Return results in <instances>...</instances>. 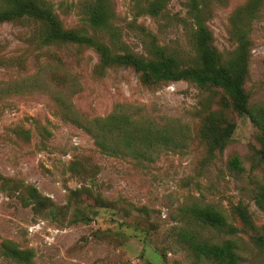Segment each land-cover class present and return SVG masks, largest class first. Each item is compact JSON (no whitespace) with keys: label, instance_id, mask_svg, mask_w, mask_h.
Returning a JSON list of instances; mask_svg holds the SVG:
<instances>
[{"label":"rangeland","instance_id":"obj_1","mask_svg":"<svg viewBox=\"0 0 264 264\" xmlns=\"http://www.w3.org/2000/svg\"><path fill=\"white\" fill-rule=\"evenodd\" d=\"M39 1L64 29L93 36L112 53L148 59L158 45L182 66L194 63L191 0H164L155 16L146 11L151 0H103L112 16L102 29L87 21L97 0ZM251 1L200 0L222 57L248 31L243 86L254 109L264 106V0L248 14ZM46 29L31 16L0 22V264H23L7 255L5 242L32 250V264H194L182 233L215 243L231 238L240 264H264L256 240L264 236V212L254 200L264 163L250 118L236 114L220 88L186 79L144 84L131 67L102 65L93 47L47 43ZM114 113L165 143L138 138L128 152L101 150L90 123ZM206 120L232 125L222 150L201 137ZM234 157L239 169L231 167ZM26 186L47 197L51 210L25 203ZM193 203L219 210L236 232L188 224L182 209Z\"/></svg>","mask_w":264,"mask_h":264},{"label":"trees","instance_id":"obj_2","mask_svg":"<svg viewBox=\"0 0 264 264\" xmlns=\"http://www.w3.org/2000/svg\"><path fill=\"white\" fill-rule=\"evenodd\" d=\"M164 0H151L146 11L148 14L157 15L163 6ZM261 0H253L247 5L246 12L254 14ZM204 0H202V3ZM4 6L0 7V22L19 19L31 16L41 23L47 25L43 33L47 43H74L85 44L93 47L100 56L102 65L105 66H126L131 67L139 74L140 80L144 84H154L159 82L177 81L186 79L194 82L197 86L215 87L222 89L229 98L232 110L240 116H248L259 131L258 139L260 149L259 159L264 163V106L252 108L248 104V96L244 89L243 82L247 74V63L249 58L250 41L248 31L241 32L237 37V47L227 58L220 55L212 43V33L205 25L201 17L200 0L190 1V12L195 18V29L193 31V45L195 48L194 63L189 66H182L178 59L170 54H166L164 49L155 45L151 50L153 58H143L131 51L112 53L109 46L99 42L95 37L73 29H64L56 18L51 6L44 1L36 0H4ZM250 5V6H249ZM111 9L103 0H97L92 5L87 6V21L93 28H107L110 26ZM132 121L125 114H111L104 118H94L88 130L95 132L96 145L107 153H117V151L128 152L133 143L139 138L146 145L151 146L156 143L164 144L165 139L157 137L148 129L138 126L137 122L132 126ZM140 131L142 132L140 134ZM232 125L226 124L218 127L213 120H206L200 129V135L208 141L210 149L218 148L222 150L226 140L230 137ZM21 137L29 139V130L20 128L16 132ZM115 136V138H113ZM113 139V143L110 144ZM121 141V144L117 143ZM132 153V151H130ZM134 154L139 155L133 151ZM233 169H239V160L234 157L230 161ZM27 197L25 203H30L37 207H49L52 204L47 197L42 196L34 186H26ZM73 193H77L76 190ZM257 207L264 212V181L257 187L255 196ZM237 215L242 221L247 220L244 209L236 208ZM182 213L188 217V224H198L211 227L233 235L236 228L228 223L225 215L211 205L193 203L185 205ZM187 239V245L196 257L194 264H240V256L237 253V242L231 238L220 243L210 242L206 239H196L194 235L183 234ZM257 245L264 248V236L257 237ZM7 255L18 263L32 264V250L18 249L8 242L4 245ZM201 260V261H200Z\"/></svg>","mask_w":264,"mask_h":264}]
</instances>
